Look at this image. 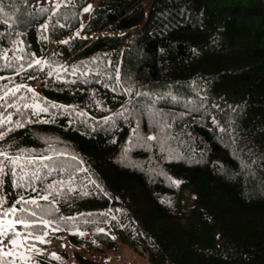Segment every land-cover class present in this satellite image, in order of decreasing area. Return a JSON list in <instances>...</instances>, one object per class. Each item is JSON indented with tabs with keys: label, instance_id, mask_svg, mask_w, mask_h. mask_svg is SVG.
<instances>
[{
	"label": "trees",
	"instance_id": "1",
	"mask_svg": "<svg viewBox=\"0 0 264 264\" xmlns=\"http://www.w3.org/2000/svg\"><path fill=\"white\" fill-rule=\"evenodd\" d=\"M36 1L0 0V150L19 157H0V216L156 264H264V29L203 0Z\"/></svg>",
	"mask_w": 264,
	"mask_h": 264
},
{
	"label": "rangeland",
	"instance_id": "2",
	"mask_svg": "<svg viewBox=\"0 0 264 264\" xmlns=\"http://www.w3.org/2000/svg\"><path fill=\"white\" fill-rule=\"evenodd\" d=\"M258 0H203L213 7H223V6H233L238 8V16L242 19L245 18V22L239 23V25H244L247 29H253L259 31V27L264 29L262 24L263 19L258 13H245L242 11L244 6L256 4ZM244 14V15H243ZM262 33L253 32V34L248 35L247 32H239L237 35V41L240 43H251L257 44ZM264 35V34H263ZM38 85H42L40 80H37ZM6 220L3 218L0 220L1 224H6ZM47 235H40L43 237L44 242L36 239L40 237L38 235H28L25 233L13 234L8 239V243L4 248V251L17 255L30 263L34 264H79L74 256V251L79 250L84 255L90 257L91 259H96L100 261H109L113 264H156L150 261L146 251L136 248L129 244L126 238H120L114 235L116 238V245L114 248H104L103 250H94L91 248L83 247L81 245H76L69 240H56L49 236V229L46 231ZM84 233L80 235L86 240L95 242L92 231L79 232ZM5 230L0 228V240L5 238ZM16 240V244L12 241ZM53 254L59 257L56 259Z\"/></svg>",
	"mask_w": 264,
	"mask_h": 264
},
{
	"label": "snow or ice",
	"instance_id": "3",
	"mask_svg": "<svg viewBox=\"0 0 264 264\" xmlns=\"http://www.w3.org/2000/svg\"><path fill=\"white\" fill-rule=\"evenodd\" d=\"M0 11H2V9H0ZM85 11H90V8H86ZM64 43H67V41H64ZM35 63L37 65H40L42 63V61L37 60V61H35ZM30 91H31V89H30ZM36 107L39 108V105H37ZM53 107H58V106L57 105H53ZM60 107H62V106H60ZM39 110L40 111L47 112L48 109L47 108H39ZM7 119L10 121L11 120V117H8ZM43 122L44 123H47L48 121H43ZM0 126H3V122L2 121H0ZM23 126L24 125L21 124V123H19V122H17L16 125H15L16 128H21ZM11 130L12 129H9V131H11ZM6 134L7 133H0V139H3ZM150 139H154V137H150ZM0 157H3L5 160H8L9 163H11V164H18L19 163V157L18 156L15 157V158H13V157L9 156V154L6 151H3V150H0ZM72 159H77V158L73 156ZM80 163H83V161H80ZM0 173H3V167H0ZM173 183L179 185V183H181V182L180 181H173ZM41 199L47 200L48 199V196H43V197H41ZM28 203L37 205V207H39V205L37 204V201L36 200L28 201ZM11 211H15V209H12ZM31 214L33 216H36V213L35 212H32ZM18 222L24 223V221H18ZM7 223L9 224V226H11L13 224L12 221H8ZM43 224L47 227L48 224H49V222L47 220H44L43 221ZM24 226L26 228L29 227L28 224H25ZM100 231L103 232V229H100ZM79 234L80 235H84V233H79ZM17 235H19V234L17 233ZM29 235H31V233H29ZM44 235L46 236L47 235V232H45ZM36 239L40 240L41 242H44L42 236L36 237ZM113 239H115V237H113ZM12 243L13 244H16V240H13ZM53 257L56 258V259H59V257L56 256L55 254H53Z\"/></svg>",
	"mask_w": 264,
	"mask_h": 264
},
{
	"label": "built area",
	"instance_id": "4",
	"mask_svg": "<svg viewBox=\"0 0 264 264\" xmlns=\"http://www.w3.org/2000/svg\"><path fill=\"white\" fill-rule=\"evenodd\" d=\"M40 83V82H39ZM8 215V219H10L11 218V214L10 213H8L7 214ZM14 225L15 226H17V227H19L20 225L19 224H17V223H14ZM14 228V226H11V229H13ZM168 264H170V263H168Z\"/></svg>",
	"mask_w": 264,
	"mask_h": 264
},
{
	"label": "crops",
	"instance_id": "5",
	"mask_svg": "<svg viewBox=\"0 0 264 264\" xmlns=\"http://www.w3.org/2000/svg\"><path fill=\"white\" fill-rule=\"evenodd\" d=\"M262 24H263V26H264V20H263Z\"/></svg>",
	"mask_w": 264,
	"mask_h": 264
}]
</instances>
